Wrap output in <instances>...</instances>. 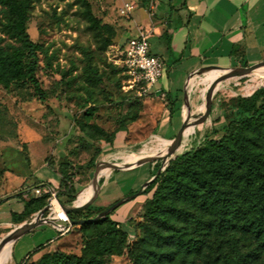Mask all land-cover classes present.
<instances>
[{
  "label": "rangeland",
  "instance_id": "rangeland-1",
  "mask_svg": "<svg viewBox=\"0 0 264 264\" xmlns=\"http://www.w3.org/2000/svg\"><path fill=\"white\" fill-rule=\"evenodd\" d=\"M28 1L30 8L27 31L30 39L39 45V69L36 77L43 94L36 93L31 85L23 83H15L9 88L0 87V180L7 175L10 177L4 183L14 189V195L24 190L23 187H12L11 180L21 173L31 157L35 166L45 161L60 173L63 185L77 189V200L90 186L96 162L115 160L120 154L144 145L146 141L168 140L157 136V133L165 135L167 125H161L160 120L169 105L155 93L142 96L136 88L131 89L129 77L119 64L118 48L128 37L125 27L128 17L122 15L121 10L131 6L133 2ZM89 8L100 21V26L89 21ZM8 21V11L0 3V47L5 51L15 52L19 50L20 43L7 35ZM256 79L249 75L240 81L246 83ZM258 82L242 88L234 86L228 90L224 85L213 88L208 97L217 88L219 92L210 108L204 110L212 124L207 128L202 122L199 123L207 129L204 134L195 130L191 132L198 133L193 146L176 158L172 154L162 161L133 170L112 171L110 177H116L92 205L93 209H106L138 192L159 171V175L164 173L178 157L203 146L207 138L221 140L224 134L220 130L225 124L214 126L213 121L219 118L225 121L235 110L234 101L251 96L240 93L239 89H251ZM261 87H264V82L259 88ZM179 120L176 116L177 123H173L175 130ZM214 130L219 132L214 134ZM177 132L174 131L173 134ZM185 146L187 145L183 143L180 147ZM164 148L158 147L141 153L126 162L133 164L140 162L148 154H163L166 151ZM108 171L106 169L103 175ZM101 180L103 186L109 179ZM157 190L158 186L116 210L112 218L120 224L128 238L125 241L118 237L117 248L111 253L99 254L91 244L93 238L105 230V225L90 226L86 230L77 225L71 226L64 234L60 232L59 241L43 245L31 255L29 263L56 264L53 256L58 253L83 258L91 261V264H134L138 251L130 244L143 238L144 215ZM177 208L185 216L180 221H172L175 228L194 232L197 226L195 219L202 216L199 208L188 203L179 204ZM54 210L56 212L55 208ZM48 215L46 213L44 217ZM33 218L34 215L24 222ZM24 222L11 227L1 226L0 243L14 227ZM59 225L64 226L63 221ZM65 226L69 224L65 223ZM40 241L43 242V238L37 239L36 243ZM210 244V257L217 259L218 264H232L243 259L256 247L253 240L236 232L223 237L214 236ZM92 258L97 260L94 262ZM201 263L203 262L199 264ZM255 264H264V255Z\"/></svg>",
  "mask_w": 264,
  "mask_h": 264
},
{
  "label": "trees",
  "instance_id": "trees-1",
  "mask_svg": "<svg viewBox=\"0 0 264 264\" xmlns=\"http://www.w3.org/2000/svg\"><path fill=\"white\" fill-rule=\"evenodd\" d=\"M0 3L9 14L6 33L20 43L19 50L15 52L0 47V87L9 88L15 83H23L43 94L36 77L39 45L30 39L27 31L30 2L0 0ZM88 18L100 26L90 8ZM233 106L235 110L225 121L220 118L213 121L214 126L225 124L220 130L224 134L221 140L207 138L203 146L173 161L146 189L144 194L158 186L144 215L143 238L130 244L138 251L134 264H218V260L209 254L211 238L223 237L230 232L246 236L256 244L250 254L232 264H255L264 255V87L249 98L234 101ZM218 132L213 131L214 134ZM197 135L191 133L190 137ZM61 188L63 190L57 194L59 201L72 204L76 200L77 189L63 185L62 181ZM61 197L66 198L61 200ZM50 198L49 194L30 198L25 202L22 214H13L14 223H22L40 212L49 204ZM182 203L192 204L202 213L201 218L195 219L197 226L194 232L176 229L172 223L185 216L177 208ZM103 210H95L91 206L70 214V217L73 220H90ZM115 213L104 221L81 226L83 230L90 226H106L91 242L99 254L115 250L118 237L125 241L128 238L120 224L113 220ZM42 247L40 245L31 252L23 264H30L31 255ZM53 260L56 264H91L83 258L58 253ZM96 260L92 258V261Z\"/></svg>",
  "mask_w": 264,
  "mask_h": 264
},
{
  "label": "crops",
  "instance_id": "crops-1",
  "mask_svg": "<svg viewBox=\"0 0 264 264\" xmlns=\"http://www.w3.org/2000/svg\"><path fill=\"white\" fill-rule=\"evenodd\" d=\"M124 1L133 2L132 15L125 22L128 35L126 39L134 36L139 27L152 28L149 37L151 51L167 60L166 75L151 93H155L158 98H164L166 105H169L160 120L161 125H167L165 135L157 133V136L174 140L181 130L182 122L187 120L183 90L191 72L203 67L233 68L264 62V0ZM223 74V71H213L192 81L188 94L190 93V104L196 119L190 132L195 130L199 133L203 129L200 122L206 127L196 113V89L202 83L220 78ZM176 116L180 118L177 130L173 125L174 122L177 123ZM174 131L178 132L173 134ZM14 177L11 180L12 187H23L24 190L14 195V189L4 183L10 177L7 175L0 180V227L15 226L13 214L24 212L25 202L30 199V194L32 198L37 197L33 192L35 188H52L57 194L63 190L60 173L45 161L35 166L31 157L21 173ZM115 177H110L102 186L101 194ZM65 198L61 197V200ZM54 215L58 216V213L55 212ZM63 223L65 226L66 222ZM40 238H43V242L36 243ZM59 238L60 232L53 226L37 228L13 243L11 261L8 255V263L23 264L38 246L52 244L59 241Z\"/></svg>",
  "mask_w": 264,
  "mask_h": 264
},
{
  "label": "water",
  "instance_id": "water-1",
  "mask_svg": "<svg viewBox=\"0 0 264 264\" xmlns=\"http://www.w3.org/2000/svg\"><path fill=\"white\" fill-rule=\"evenodd\" d=\"M264 67V62L260 64H256L254 66L250 67H233V68H218V67H203L199 68L197 70H194L191 72L187 78L183 94V102L184 107L187 109L188 112H190V105H189V98H188V92L190 85L192 81L203 74L210 73L213 71H223L224 74L222 76V79H226L228 77L234 76V75H241V76H248L251 73H253L255 70H258L260 68ZM219 90H215L212 92V94L208 97V99L203 103V109L206 110L210 108L213 100L216 98ZM193 116L189 115L187 120L183 122L181 130L177 137L174 139L177 141L175 144H172L163 154H157L152 156H146L144 157L140 162L133 163V164H121L118 162H112V161H98L95 163V172L90 184L91 188V195L90 198L87 200V202L83 204H77L78 199L74 201L72 204H63L57 199V203L61 207L63 216L56 217L53 212L52 204H48L45 208H43L38 214L34 215V218L28 222H24L23 224L19 225L18 227L14 228L11 232H9L6 236V238L0 243V251L2 250L4 243L6 241H13L15 243L19 238L26 235L27 233L42 227L44 225H51L55 227L59 232H62V234L66 233L71 226H82L85 225L88 222H97V221H104L107 217H109L114 211H116L119 207L122 205L129 203L135 199H137L139 196L143 195V193L146 190V187L149 186L152 182L155 181V179L159 176L160 171L157 173L156 176H153L149 181L146 182V184L136 193H133L132 195H129L108 208L104 209L101 213H99L96 217L90 219V220H73L70 217V214L82 212L86 209H89L95 201L98 199V197L101 194L102 191V178L100 177V173L104 169H112L113 171H129L133 170L139 167H142L147 164H154L159 161H162L166 159L168 156L172 155L182 144V136L184 133L193 126ZM176 158V157H175ZM46 213H49L47 217H44ZM63 221L69 224V226H60L58 222Z\"/></svg>",
  "mask_w": 264,
  "mask_h": 264
},
{
  "label": "bare ground",
  "instance_id": "bare-ground-1",
  "mask_svg": "<svg viewBox=\"0 0 264 264\" xmlns=\"http://www.w3.org/2000/svg\"><path fill=\"white\" fill-rule=\"evenodd\" d=\"M250 75H251V78H257V79L256 80H248V82L242 83L240 81V79L246 78L249 75L246 77L241 76V75L240 76L234 75V76L228 77L226 79H222V76H221L220 78L208 80V81L202 83L196 89L195 95H194L196 113L204 121L207 128H209L211 126L212 120L206 115V113L203 109V98H204V102H205L208 99V95L210 94L211 90L215 87H219L220 85H222V86L224 85L225 88L228 90L229 88L234 87V86L242 88V87H245L246 85L252 84L255 81H259L256 84V86L251 88V89H239V92L246 95V96H248L247 94L252 95L255 92V90L257 88H259L264 82V67L260 68L258 70H255ZM216 90H218V88ZM188 98H189L190 112H188L187 109L185 108L186 115L188 118L189 115L193 116V114H194V117H193V126H194L196 115H195L194 111L192 110V107L190 104V93L188 94ZM193 126L191 128H189L184 133V135L182 136V144L184 143L187 146H185L183 148L179 147L173 153L175 155V157H177L181 154H184L186 151H188L193 146L195 138H196V136L190 137V134H191L190 130L193 129ZM206 131H207V129L203 128L199 131V133L204 134ZM146 142H144L145 143L144 145L141 144L137 148L128 150V151L120 154L115 160H110V161L125 164V162L127 160L131 159L132 157H136L143 152H147V151H150V150L158 148V147H165L164 149L167 150L168 147H170L172 144H175L177 141H173V140H152V141H149L147 143ZM105 170L106 169L101 171L100 177L106 178L108 180L110 178L113 170L109 169V171L103 175ZM90 195H91V188L88 187L86 190H84L79 195L77 204H83V203L87 202V200L90 198ZM52 208H53V212L55 211L54 208L56 209V212L58 213V216H56L57 218L60 216H63L61 207L59 206V204L56 201L53 202ZM12 246H13V241H6L4 243V246H3L2 250L0 251L1 264H9L8 263V255H9V260L11 261Z\"/></svg>",
  "mask_w": 264,
  "mask_h": 264
},
{
  "label": "built area",
  "instance_id": "built-area-1",
  "mask_svg": "<svg viewBox=\"0 0 264 264\" xmlns=\"http://www.w3.org/2000/svg\"><path fill=\"white\" fill-rule=\"evenodd\" d=\"M132 9V6H128L121 10V14L130 17ZM151 33L152 28L139 27L137 33L126 39L118 48L119 64L129 77V85L131 89L136 88L139 95L142 96L152 93L153 88L165 77L168 68L167 60L162 56L154 55L151 51L149 41ZM33 192L37 197L49 194L51 196L50 204L57 202V193L52 188L40 186Z\"/></svg>",
  "mask_w": 264,
  "mask_h": 264
}]
</instances>
